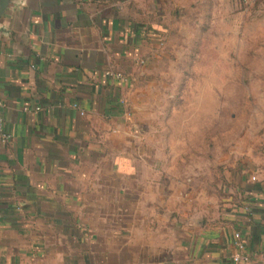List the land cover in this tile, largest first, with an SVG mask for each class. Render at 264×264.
<instances>
[{
    "label": "crops",
    "instance_id": "1",
    "mask_svg": "<svg viewBox=\"0 0 264 264\" xmlns=\"http://www.w3.org/2000/svg\"><path fill=\"white\" fill-rule=\"evenodd\" d=\"M177 6L0 0V99L11 135L0 143V264H264V159L227 171L223 200L201 212L178 202L181 181L167 172L163 145L141 146L133 159L132 82L157 56L167 9ZM138 193L140 254L127 249L137 246V209L114 201ZM240 253L250 260L236 262Z\"/></svg>",
    "mask_w": 264,
    "mask_h": 264
},
{
    "label": "rangeland",
    "instance_id": "2",
    "mask_svg": "<svg viewBox=\"0 0 264 264\" xmlns=\"http://www.w3.org/2000/svg\"><path fill=\"white\" fill-rule=\"evenodd\" d=\"M175 1L157 56L132 82V155L163 145L167 172L181 181L178 202L201 212L223 200L227 171L264 159V0ZM114 201L137 209V246L127 249L140 254L139 193ZM163 237L170 241V232Z\"/></svg>",
    "mask_w": 264,
    "mask_h": 264
},
{
    "label": "built area",
    "instance_id": "3",
    "mask_svg": "<svg viewBox=\"0 0 264 264\" xmlns=\"http://www.w3.org/2000/svg\"><path fill=\"white\" fill-rule=\"evenodd\" d=\"M244 1L246 3H249V2H252L254 0H244ZM108 74L113 76L114 78L118 79L122 83L132 82V76H129L123 72H111L110 71V72H108ZM5 109H6L5 103L0 99V143H2V144H7L11 139V135L5 127V117H4ZM0 186H1V180H0ZM0 203H1V200H0ZM0 217H2L1 212H0ZM234 236L236 239L237 247L240 250H242L244 248V244L241 241V233L236 232ZM234 260L236 262H248L250 260V257L246 254L240 253L234 257Z\"/></svg>",
    "mask_w": 264,
    "mask_h": 264
}]
</instances>
